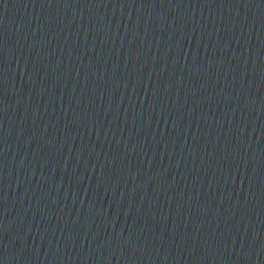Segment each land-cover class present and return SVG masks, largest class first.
Segmentation results:
<instances>
[{
	"label": "water",
	"instance_id": "1",
	"mask_svg": "<svg viewBox=\"0 0 264 264\" xmlns=\"http://www.w3.org/2000/svg\"><path fill=\"white\" fill-rule=\"evenodd\" d=\"M0 264H264V0H0Z\"/></svg>",
	"mask_w": 264,
	"mask_h": 264
}]
</instances>
